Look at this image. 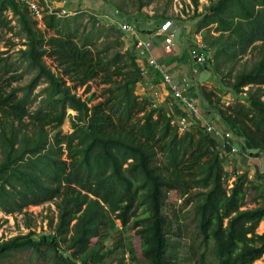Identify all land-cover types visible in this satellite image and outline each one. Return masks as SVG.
<instances>
[{
  "label": "trees",
  "instance_id": "trees-1",
  "mask_svg": "<svg viewBox=\"0 0 264 264\" xmlns=\"http://www.w3.org/2000/svg\"><path fill=\"white\" fill-rule=\"evenodd\" d=\"M149 2L137 0L135 12ZM191 4L196 9L198 2ZM5 12L23 41L16 59L0 57V211L24 213L50 201L55 215L47 221L51 233L0 240V264H103L120 249L125 264H208L207 252L214 264H264L256 262L264 255V231H257L260 222L264 227V179L232 164L227 170L219 140L174 99L156 105L136 93L141 75L133 40L122 46L124 32L94 25V17L80 27L74 14L42 13L40 30L27 4L15 0H0V29L10 28ZM194 16L193 32L210 53L206 66L233 70L234 100L224 105L214 89L199 86L202 108L245 141L241 149L264 154V0H209ZM140 21L139 15L126 22ZM252 51L255 59L234 69ZM94 79L104 85L99 99L75 93L88 92ZM181 116L191 123L179 131ZM171 191L190 208L191 235L163 209ZM127 225L137 247L130 241L124 249ZM170 236L189 237L184 260L168 251Z\"/></svg>",
  "mask_w": 264,
  "mask_h": 264
},
{
  "label": "rangeland",
  "instance_id": "rangeland-1",
  "mask_svg": "<svg viewBox=\"0 0 264 264\" xmlns=\"http://www.w3.org/2000/svg\"><path fill=\"white\" fill-rule=\"evenodd\" d=\"M197 8L194 9L191 4V0H150V2L143 7H141L139 14L135 12V5L137 4V0H90V7H94L97 4H102L106 10L111 12V17L106 18L102 16L101 12L89 8L86 4L84 6H80L77 8L70 9L69 12H60L58 8H53L51 6L42 7V13H47L49 10L58 9L59 15H76L79 21L80 27H85L86 29L90 27L91 22L94 21V25H98L99 23H103L105 25H113L115 28H118V25L127 21L133 17L141 16V20L145 24L153 25L161 21L160 15L167 16L168 19H171L173 25L175 27L179 26V31H181V41L185 47L189 45H193L196 37L200 38V32H193V25L195 21V14L199 12L205 5L209 3V0H197ZM97 3V4H96ZM94 4V5H93ZM119 8V12L117 15L115 13L116 9ZM118 10V9H117ZM121 10V11H120ZM10 18L9 27L10 28H2L0 29V57H9L10 60L16 59V50L19 47H22L21 43L23 38L20 37L18 26L15 22L14 18H11L9 12H5ZM95 18V20L92 19ZM93 20V21H92ZM37 25V24H36ZM40 30H44L43 25L37 26ZM44 35L47 36L52 33L51 30L43 31ZM122 42V46H129L131 43L132 37L128 34L123 33L122 36L118 39ZM206 54V59L210 57V53L204 51ZM255 59L254 52L246 53L239 58L234 64V69L239 66H248ZM45 64L53 67V63L50 59L44 57ZM227 67L222 68L221 74L215 73L212 71V65L209 63L207 69V76L203 80V86L205 89H214L216 93L220 95V99L222 104L231 103L234 100V97L231 95L229 90V83L232 80L233 70L229 73L227 71ZM53 70V68H52ZM55 71V69H54ZM30 77V75L26 74L20 80L19 84H23ZM16 83H13V85ZM45 83L38 84L34 92L39 91ZM104 85L100 84L96 79L89 82V90L86 93L81 92V88L75 90L77 95H80L81 98L86 97L88 94L93 93L95 100L99 99L98 95H102V87ZM240 98V97H238ZM39 96L36 98L35 103L38 101ZM67 113L72 114L73 112L67 109ZM68 118L64 120V124L62 126V132H68L70 130L68 124ZM232 134L231 142L236 143L239 150L236 153H227V162L228 166L225 168L229 170L232 166L238 170L245 171L248 177L253 178L255 175V171H257L260 176L264 178V154L261 152H257V154H249L247 151L241 149V145L243 146V139L236 134H233L232 131L228 130ZM246 144V143H245ZM245 146V145H244ZM246 147V146H245ZM179 199H177L176 195L173 191L169 192L167 198L165 200L164 211L173 218L174 223L175 220H179L182 223H186L187 226L182 227L183 232H187L191 235L193 232L192 224L188 221L190 208H183L179 206ZM253 204H247V206H252ZM186 209V210H185ZM24 213H14V214H4L0 211V240L12 237L14 235H23L28 231L32 232L33 237H37L40 234L51 233L49 228L47 227V221L49 217H54L55 209L52 202H44L35 206H27L24 209ZM25 223H29V227L25 226ZM119 227V226H118ZM120 228V227H119ZM257 231H264L262 226L259 224L257 227ZM122 232V242L124 244V249L127 248L129 242L131 241L135 247H137V240L133 234V228L130 225L121 228ZM189 237L177 238L175 236L169 237L170 247L168 251L175 255V259L182 261L189 253L188 249ZM104 246L110 248L111 247V239L106 238L104 240ZM61 247V246H60ZM121 253H123L121 255ZM122 257V258H120ZM207 263L214 264L213 257L207 252L206 253ZM264 261V255L257 260V263H262ZM126 253L122 251V249L118 250L116 253V258H111V260L104 262L103 264H125Z\"/></svg>",
  "mask_w": 264,
  "mask_h": 264
},
{
  "label": "crops",
  "instance_id": "crops-1",
  "mask_svg": "<svg viewBox=\"0 0 264 264\" xmlns=\"http://www.w3.org/2000/svg\"><path fill=\"white\" fill-rule=\"evenodd\" d=\"M45 4L53 8L63 9L69 12L70 9L84 6L85 4L90 7V0H44ZM40 3L43 4L42 1ZM97 4V3H96ZM94 5V4H93ZM92 9L102 13L101 15L110 18L111 12L106 10L102 4L95 5ZM153 25H157L153 24ZM153 25L145 24L143 19L140 21L138 26L137 37H150L151 47L148 50V54L156 59V61L162 66V68L167 71L171 77V81L176 85V88L182 92L184 96L193 102L202 105L201 96L198 93V87L202 85L203 80L207 76L206 61L203 63H196L187 55V47H185L181 41V31H179V26L175 27L172 25L174 30L173 43L169 52H166L162 48V37L160 35H152L151 32H147ZM141 29V30H140ZM139 65H144L145 60L139 59ZM185 79V82H182ZM136 93L149 99L152 103L159 105H168L173 101L171 92L167 90L166 85H164L158 74L147 67L146 75L136 84ZM202 108V106H201ZM203 113L198 115L197 120L203 122L209 120L210 116L207 115L206 111L202 110ZM211 114V113H209ZM214 117V116H213ZM214 125L220 129H226L225 125L217 118L213 119ZM234 144V142H232ZM236 144V143H235ZM242 144H245L244 142ZM263 178V176H262ZM264 179V178H263ZM262 228V222L259 223Z\"/></svg>",
  "mask_w": 264,
  "mask_h": 264
},
{
  "label": "built area",
  "instance_id": "built-area-1",
  "mask_svg": "<svg viewBox=\"0 0 264 264\" xmlns=\"http://www.w3.org/2000/svg\"><path fill=\"white\" fill-rule=\"evenodd\" d=\"M17 2H24L29 8V13L31 18L37 22V26L42 25L41 15L42 7H48L45 4L44 0H15ZM40 1L43 2L40 3ZM60 12H65L63 9L59 10ZM59 11L53 9L48 12H52L56 15H59ZM61 15V14H60ZM173 22L171 19H163L155 29L151 32L152 35H160L162 37V48L164 51L169 52L173 43L174 30L172 29ZM119 30L128 34L133 39V44L136 49V54L139 59H144L145 64L139 65V73L141 79L146 75L147 67L153 70L156 74L159 75L161 82L166 85L167 90L171 92L173 99L179 103L187 112L194 117L202 114L206 111L207 115L210 116L209 120L200 122L205 131L211 133L219 140V147L226 153H236L239 148L236 144L231 142L232 134L227 129H220L214 125L213 119L216 117V113L213 110L207 108H201V105L193 102L182 94L180 90L176 88V85L171 81V77L167 71H165L162 66L156 61L154 57L148 54V50L151 47L150 37H137L138 26L136 23L123 21L118 25ZM204 46L201 42V39L196 37L193 45L187 47V55L196 63H203L206 61V54L204 52ZM185 79H182V82H185ZM211 113V114H209ZM214 116V117H213ZM191 123L189 117L181 116L177 120L178 130L181 131L186 128Z\"/></svg>",
  "mask_w": 264,
  "mask_h": 264
}]
</instances>
